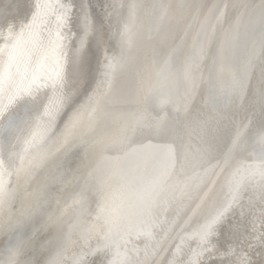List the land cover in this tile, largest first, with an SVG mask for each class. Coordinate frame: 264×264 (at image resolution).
<instances>
[{"label": "bare ground", "instance_id": "6f19581e", "mask_svg": "<svg viewBox=\"0 0 264 264\" xmlns=\"http://www.w3.org/2000/svg\"><path fill=\"white\" fill-rule=\"evenodd\" d=\"M84 4L96 32L59 91H0V264H264V182L234 192L264 163V0H0V48L73 5L76 33Z\"/></svg>", "mask_w": 264, "mask_h": 264}, {"label": "snow or ice", "instance_id": "6c2138e0", "mask_svg": "<svg viewBox=\"0 0 264 264\" xmlns=\"http://www.w3.org/2000/svg\"><path fill=\"white\" fill-rule=\"evenodd\" d=\"M74 8V5L63 8L54 36H43L40 30L43 17L39 13L26 29L21 30L15 36L12 35L11 31L9 32L11 39L6 43L5 47L0 48V91H3L5 87L7 88L10 93L9 103L16 102L21 98H32L41 89L59 91L64 81L65 50L69 41H74L73 59L77 56L82 58L89 51L91 38L96 32V24L91 19L89 7L84 4L80 9L81 27L76 33H73L71 26ZM64 30H67V34H65ZM228 43L229 41L226 38L225 48L228 47ZM223 56L221 55V58ZM115 66L113 61L109 60L105 67L108 70H112ZM59 106V104L50 106L45 111V116L51 120ZM79 121L80 116L77 114L73 117L72 126L78 124ZM134 123V130L144 126L142 117L137 118ZM44 134H46V129L41 131V136ZM237 139H239V135ZM257 142L264 145V132L258 136ZM165 154L171 159L173 152L169 148L165 150ZM39 159H42V156ZM141 165L152 169L153 173H155L159 167V159H154L149 154L141 160ZM256 177H259L260 181L264 182V163L238 170L235 177L234 192H238L245 181ZM8 198L9 194L3 183L0 182V206L4 205ZM235 199L234 195L233 200ZM101 211H104V209ZM222 217L223 213H220L216 218L205 224L197 234L198 238L202 241L208 240L215 232L216 226L221 222ZM143 234L151 236V232L148 229H145ZM261 239L264 240V236ZM51 264H58V261L53 260ZM114 264H127V261L117 260L114 261ZM227 264H235V262H227ZM241 264H249V261L244 259Z\"/></svg>", "mask_w": 264, "mask_h": 264}, {"label": "water", "instance_id": "95a60500", "mask_svg": "<svg viewBox=\"0 0 264 264\" xmlns=\"http://www.w3.org/2000/svg\"><path fill=\"white\" fill-rule=\"evenodd\" d=\"M92 8H93V10H95V12H96L97 14L99 13L98 11H96V5H93Z\"/></svg>", "mask_w": 264, "mask_h": 264}]
</instances>
